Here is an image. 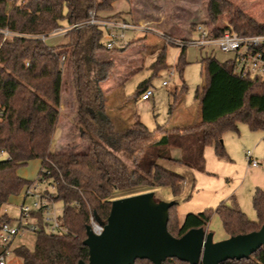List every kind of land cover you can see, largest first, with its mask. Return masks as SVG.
<instances>
[{
  "label": "trees",
  "instance_id": "16d2710c",
  "mask_svg": "<svg viewBox=\"0 0 264 264\" xmlns=\"http://www.w3.org/2000/svg\"><path fill=\"white\" fill-rule=\"evenodd\" d=\"M116 1L119 0H0V29L8 28L21 35L6 40L0 36V150L7 153L6 159L0 160V224L10 220L1 212L2 206L30 184L16 174L17 170L33 160H40L38 177L48 181L56 199L65 206L61 221L67 233L48 235L40 224L32 249L19 246L13 250L23 264L87 262L83 241L90 214L102 223L111 202L117 198L164 187H169L174 196L180 195L183 176L163 167L160 161L201 171L205 147L212 145L218 158H227L221 137L226 131L237 132L238 123L264 133V81L239 78L232 72L233 59L220 63L206 53L200 58L204 82L194 90L200 110L197 120L149 131L135 116L129 128L115 133L105 116L107 95L99 86L108 79L114 62L102 60L100 54H114L121 49L108 51L102 42L103 31L98 27L71 31L65 36L66 42L57 46L49 47L35 36L47 35L65 23H81L89 10L96 15L99 11L109 12ZM10 2L13 6L7 9ZM256 27V33L264 34V22ZM185 51L182 49L177 57L175 69L179 76L187 65ZM61 57L67 59L72 69L74 134L88 143L85 153L51 151L62 112ZM165 68L163 48L150 66V79ZM148 83L149 80L141 82L133 95L141 96ZM186 91L183 83L173 95L168 119ZM170 148L180 150L181 157L172 158ZM230 201L215 210L187 214L181 225L171 212L176 205L173 202L168 210L167 230L175 238L190 229L205 230L212 212L220 217L228 236L258 231L264 224V189H256L252 195L257 222L249 221L233 198ZM260 248L248 258L220 264H264V247ZM169 261L162 264H171ZM134 264L152 263L137 259Z\"/></svg>",
  "mask_w": 264,
  "mask_h": 264
},
{
  "label": "rangeland",
  "instance_id": "374dc122",
  "mask_svg": "<svg viewBox=\"0 0 264 264\" xmlns=\"http://www.w3.org/2000/svg\"><path fill=\"white\" fill-rule=\"evenodd\" d=\"M150 2L153 3L152 8L148 7ZM133 4L136 9V12L130 13L133 18L138 17V21H143L148 15L152 16L153 20H163L160 26L153 21L151 27L159 32H167V27L174 25L179 31L177 37H186L189 31L193 32L195 24H201L212 31L255 33L257 24L264 22V0H133ZM12 6L13 3L10 2L7 9ZM128 8L129 3L126 0H119L112 4L111 11L98 13L104 17H112L114 14L125 15ZM126 41H130L128 44L131 43L126 50L122 49L114 54H100L102 60L114 62V69L105 80L107 82L102 86L104 81L99 84L107 95L105 116L113 126L114 132L118 133L129 128L135 116L149 131H154L158 126L187 125L197 120L200 110L197 100L194 99V90L197 86L203 85L204 76L200 58L208 51L193 47L185 49L187 65L179 76L175 66L181 50L177 46L164 45L161 38L152 34L144 35L131 31L126 34ZM65 42L66 38L61 35L50 36L45 40V44L49 47ZM163 48H165L167 68L150 79V66L156 54ZM211 53L220 63L232 60L233 57L230 53H221L218 50H213ZM169 73L173 75L170 76ZM71 75L72 69L66 59L62 63L63 107L51 148L55 153H85L89 148L87 142H82L74 134L76 118ZM118 79L121 85L106 92L105 87ZM146 80H149L148 88L154 94L150 99L142 101L140 96L133 95V92ZM163 81L167 82L166 86L162 85ZM183 83L187 93L172 118L168 119V107L172 103L173 95L178 93ZM237 130V132L226 131L221 137L220 143L227 154L226 159L218 158L212 145L203 149L204 164L201 171L186 168L180 163L160 161L163 167L181 174L184 178L183 190L179 196H174L169 187L154 190L156 202L176 203L171 212L175 214L180 225L187 214L215 210L221 204H230L231 198L236 201L249 221H258L252 205V195L256 189H264V166L251 168L245 153H252L256 160L264 159V133L260 130L251 131L243 122L238 123ZM169 155L175 159L181 157L180 150L174 148L169 149ZM39 170L40 161L33 160L19 168L16 174L33 182L37 180ZM13 202L14 198H10L1 210L11 220L19 216V211L13 206ZM210 218L205 229L206 233L213 234L214 242L228 239L229 236L223 229L220 217L212 212ZM35 239V236L28 235L24 240L15 242L13 246L26 245L27 248L32 249ZM169 263L177 264L171 259ZM8 264L23 263L12 252Z\"/></svg>",
  "mask_w": 264,
  "mask_h": 264
},
{
  "label": "built area",
  "instance_id": "2783aa9c",
  "mask_svg": "<svg viewBox=\"0 0 264 264\" xmlns=\"http://www.w3.org/2000/svg\"><path fill=\"white\" fill-rule=\"evenodd\" d=\"M87 18L81 23L67 24L52 29L47 35H37L36 38L45 42L50 36H66L71 31L80 30L84 27H98L103 31V45L108 51L114 49H124L127 45L126 34L138 32L141 34H152L162 39L164 45L177 46L180 50L196 48L207 50L211 54L213 50L221 53H230L233 57V74L243 78L260 79L264 81V34L224 31H212L204 28L201 24H195L194 30L189 31L186 37H175L166 32L157 31L151 27L152 21L126 22L118 18H102L92 10L87 12ZM2 40L19 37L20 34L13 33L8 28L0 29ZM64 57L60 58V63L64 62ZM173 75V73H169ZM167 85L166 81L162 82ZM153 91L147 88L140 96L142 101L150 99ZM246 158L251 168H258L264 165V159L256 160L252 153L246 152ZM7 153L0 150V160L6 159ZM21 194L14 198L13 206L19 211L17 219L0 224V264H8V258L13 250L19 246H13L17 241L24 240L28 235L35 236L40 224L48 235H64L67 233L63 226L61 217L64 211V204L56 199L55 190L43 177L25 185ZM88 226L94 235H100L103 224L94 220L90 214ZM26 246V245H21Z\"/></svg>",
  "mask_w": 264,
  "mask_h": 264
},
{
  "label": "water",
  "instance_id": "95a60500",
  "mask_svg": "<svg viewBox=\"0 0 264 264\" xmlns=\"http://www.w3.org/2000/svg\"><path fill=\"white\" fill-rule=\"evenodd\" d=\"M173 202H156L154 192L133 194L111 202L100 235L87 225L83 246L87 262L77 264H134L147 260L162 264L175 259L187 264H220L242 260L264 247V224L258 231L229 236L214 242L213 234L203 228L190 229L180 238L167 230L168 210Z\"/></svg>",
  "mask_w": 264,
  "mask_h": 264
},
{
  "label": "crops",
  "instance_id": "0c3cea01",
  "mask_svg": "<svg viewBox=\"0 0 264 264\" xmlns=\"http://www.w3.org/2000/svg\"><path fill=\"white\" fill-rule=\"evenodd\" d=\"M128 3H129V8H128V12L125 14V15H121V14H114L113 16H115V15H117V17L116 18H118V19H121V20H123V21H126V22H128V21H130V22H135V21H138L139 19H138V17L136 18H133V16L130 14L131 12H133V11H135L136 12V9L134 8V4H133V0H130V1H128ZM152 6H153V3L152 2H150L149 4H148V7H150V8H152ZM99 15V14H98ZM100 17H102V18H111V17H104V16H101V15H99ZM112 16V17H113ZM147 20V21H155V22H157L159 25L158 26H160L161 24H163L162 22H163V20H158V19H155V20H153V18H152V16H145V18H144V20ZM167 29L168 30H166L168 33H171V34H173L174 36H176V35H178L179 34V31H178V29H176V27L174 26V25H172V26H168L167 27ZM187 32V31H186ZM191 33H192V31H191ZM235 33H238V32H236L235 31ZM179 36V35H178ZM141 38V37H140ZM140 38H138V39H140ZM144 38V37H143ZM130 41H127V44L129 43ZM159 54V53H158ZM158 54H156V56L158 55ZM110 80V79H109ZM108 80V81H109ZM107 82V81H106ZM105 81L101 84V86L104 84V83H106ZM119 85H121V82H120V79H118V80H115L114 82H113V84L111 83V85H109V86H107V87H105L106 88V92H108V91H111L112 89H115V88H117ZM63 105V104H62ZM62 107L63 106H61V109H62ZM40 161V160H39ZM41 163V162H40ZM262 166H264V165H262ZM208 232V231H207Z\"/></svg>",
  "mask_w": 264,
  "mask_h": 264
}]
</instances>
